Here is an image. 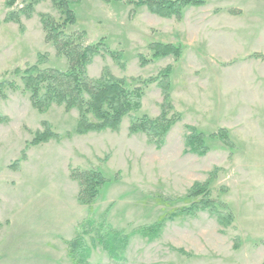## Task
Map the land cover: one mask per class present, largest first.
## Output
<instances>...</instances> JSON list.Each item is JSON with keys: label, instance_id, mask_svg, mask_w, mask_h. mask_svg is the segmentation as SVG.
<instances>
[{"label": "rangeland", "instance_id": "obj_1", "mask_svg": "<svg viewBox=\"0 0 264 264\" xmlns=\"http://www.w3.org/2000/svg\"><path fill=\"white\" fill-rule=\"evenodd\" d=\"M6 1L0 0V81L20 84L5 73L36 63L38 54L46 56L41 68L64 70L66 59L45 41L39 17H59L52 1L42 0L19 23L7 14L21 0L11 7ZM73 9L76 22L66 32L84 31V45L104 37L111 50L122 53L123 66L106 52L93 56L89 77L108 70L130 82L170 66V100L181 118L159 148L144 133H129V115L116 131L75 134V109L52 105L39 113L21 89L4 87L0 264H73L68 242L90 214L98 218L106 210L107 222L129 235L123 257L115 261L96 244L86 264H264V0H207L185 8L181 19L124 1L78 0ZM151 42L180 44L181 55L148 60ZM161 102L160 88L149 84L141 108L130 115L157 117ZM42 121L71 134L26 146L43 129ZM221 128L231 146L209 136ZM192 130L204 135L206 153L185 146ZM72 168H98L106 178L91 213L77 199ZM195 182L206 183L209 198L224 205L217 208L232 213L230 224L220 225L206 208L167 219L155 237L133 233L192 202L186 194Z\"/></svg>", "mask_w": 264, "mask_h": 264}, {"label": "trees", "instance_id": "obj_2", "mask_svg": "<svg viewBox=\"0 0 264 264\" xmlns=\"http://www.w3.org/2000/svg\"><path fill=\"white\" fill-rule=\"evenodd\" d=\"M17 0H7L6 5L11 7ZM42 0H21V7L10 10L7 19L19 23V17L25 15L29 17L34 11V7ZM53 6L59 13L55 18L47 13L39 15L41 26L44 32V39L50 42L56 49L58 56L66 59L67 66L64 70L57 68H41L39 63L45 58L44 54H38V60L25 68H15L11 72H6L19 78L20 84L14 80L0 81V97H4V87L12 90L21 89L28 95V100L37 112L44 113L52 105L61 106L65 112L75 109L77 118L73 133L84 134L88 131H100L110 129L118 130L122 118L130 116L128 126L129 133L142 132L149 143L156 148L161 147L164 137L169 128L181 117L179 113L173 111L170 100V73L171 67L167 66L156 75L146 78H131L130 82L126 78H117L103 70L98 78H91L87 73V66L91 58L106 52L120 66H123L122 53L111 50L105 43V38L101 37L96 42L82 44L81 39L85 32H66L68 26L76 22V14L73 9L74 2L78 0H51ZM105 3L110 1H124L134 7L144 6L148 11L161 17H174L181 19L183 10L187 7L205 5L207 0H102ZM151 51L150 59L173 55L178 58L181 55L182 46L180 44L151 42L148 45ZM140 63L145 64L147 59L139 55ZM152 83L160 88L162 102L160 103V113L157 117L151 118L145 114L130 115L136 113L141 108V99L145 88ZM6 117L0 114V122ZM43 129L35 131L31 140L26 144L36 145L50 139L61 140L64 136L52 129L47 121L41 122ZM218 138L224 144L231 146L228 132L225 129H218L209 135ZM185 146L193 153L202 155L206 153L207 146L204 135L201 132L192 130L185 137ZM22 154V158H23ZM17 167V162L13 163ZM70 177L78 182V201L85 205L91 213V207L99 195L100 189L106 183V178L98 168L87 170L72 168ZM186 197L192 199L188 205L179 207L168 214H163L158 219L148 225L138 226L133 233L149 238L155 237L162 229L164 222L176 215L194 214L199 210L209 209L220 225L226 226L233 221V215L228 210L221 211L224 205L209 198V189L206 183L195 182L188 190ZM166 200V199H165ZM223 206V207H222ZM224 209V208H223ZM107 210L98 218L90 214L81 224L77 236L68 242V255L73 264H86L93 246L96 244L106 250L108 256L117 261L122 259L123 252L128 243L129 235L113 228L107 222ZM89 236V242L85 240V235Z\"/></svg>", "mask_w": 264, "mask_h": 264}]
</instances>
